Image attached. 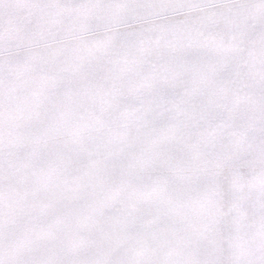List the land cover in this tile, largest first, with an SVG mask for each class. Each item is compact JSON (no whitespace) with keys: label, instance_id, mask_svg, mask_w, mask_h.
Returning a JSON list of instances; mask_svg holds the SVG:
<instances>
[{"label":"snow or ice","instance_id":"6c2138e0","mask_svg":"<svg viewBox=\"0 0 264 264\" xmlns=\"http://www.w3.org/2000/svg\"><path fill=\"white\" fill-rule=\"evenodd\" d=\"M0 264H264V0H0Z\"/></svg>","mask_w":264,"mask_h":264}]
</instances>
